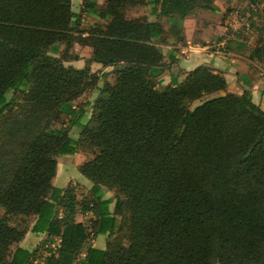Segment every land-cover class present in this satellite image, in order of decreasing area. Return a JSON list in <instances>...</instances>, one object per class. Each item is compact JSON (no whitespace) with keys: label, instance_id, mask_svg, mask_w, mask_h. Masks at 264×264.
Listing matches in <instances>:
<instances>
[{"label":"trees","instance_id":"obj_1","mask_svg":"<svg viewBox=\"0 0 264 264\" xmlns=\"http://www.w3.org/2000/svg\"><path fill=\"white\" fill-rule=\"evenodd\" d=\"M212 1L104 0L97 10L86 2L106 22L79 37L90 52L76 68L49 53L77 40L71 0H0V264H32L37 248L14 247L32 217L31 232L59 239L48 264L81 253V264H264V110L206 66L156 89L163 25L123 10L151 5L183 18ZM261 32L253 54L264 67V24ZM90 62L113 67V82L97 88L106 72L95 75ZM259 78L251 67L242 79ZM19 89V101L7 98ZM92 89L99 94L82 124L71 102ZM53 112L70 116L77 139L50 125ZM78 151L93 153L78 166L91 182L80 199L75 186L52 185L56 156ZM113 188L123 198L111 210L103 193ZM77 212L90 214L87 223ZM97 235L107 236L104 249L89 244Z\"/></svg>","mask_w":264,"mask_h":264},{"label":"crops","instance_id":"obj_2","mask_svg":"<svg viewBox=\"0 0 264 264\" xmlns=\"http://www.w3.org/2000/svg\"><path fill=\"white\" fill-rule=\"evenodd\" d=\"M236 2L237 0H213L211 3L212 9L196 8L183 18L157 16V14L151 13V5H145L148 6V11L145 14L147 19L151 22H160L164 29L163 41L159 43L163 54L162 67L160 72L152 77L156 89L160 90L169 84H178L194 68L206 66L225 78L226 91L240 95L246 90L250 93L252 102L264 110V67L253 54L257 42L254 40L253 45H250V39L244 40L237 36L239 32L235 34L231 32L233 27L240 24L242 25L241 32L243 29L248 28L249 32L250 30L252 32L254 21L260 19L256 15L251 16L247 21L243 17L236 18L234 10L227 8ZM262 14L264 22V13ZM261 24L259 25L261 26ZM253 35L255 39L258 36L256 33ZM88 57L89 55L84 58L79 56V58L70 62L66 61L65 65L82 68ZM88 66L92 73L100 71V76L111 69V67H104L96 62H90ZM251 67L258 71L260 78L254 83L246 84L242 78ZM100 79L102 78L100 77ZM71 106L76 110H83L80 122L82 124L86 123L92 113L93 103L85 102L84 107L79 109L75 107L73 102H71ZM63 117L70 118L69 115ZM67 126L68 135L73 139H77L80 128L74 125L70 119ZM77 153L56 156V173L52 179V185L58 189H63L71 184L75 186L76 190L78 186L85 190L84 196H87L91 182L79 173L78 166L90 157L84 156L83 159L76 161ZM71 164H73L72 167H70ZM105 195L106 193H103V197H106ZM77 198L80 199L78 196ZM89 216L88 213L77 212L74 219L76 222L86 223ZM33 221L34 217L29 222V228ZM29 228L14 247L18 246L31 251L43 243L58 244V238H47L46 232L34 233ZM104 236L106 235L91 237L89 244L92 247L104 249L107 240V236L103 238Z\"/></svg>","mask_w":264,"mask_h":264},{"label":"rangeland","instance_id":"obj_3","mask_svg":"<svg viewBox=\"0 0 264 264\" xmlns=\"http://www.w3.org/2000/svg\"><path fill=\"white\" fill-rule=\"evenodd\" d=\"M86 2L93 4V7L97 10L99 8H102V5L104 3V0H71V9L72 11L78 15L79 17V24L78 25H73L71 34L72 36L76 37L77 40H75L71 46L69 48H67L65 50V46L63 43H58L56 45L53 46V51L49 52L52 55L55 56H62L65 57L67 60V62H70L73 59H77L79 58V56H81L82 58L87 57V55H89L90 52V48L85 45L83 43V41L81 39H79V37H84L86 36V31L88 30V28L91 25H104L106 20L102 19L101 17H99L98 15H95L93 13H89L87 11H84L82 9L83 4H85ZM251 5H254L257 7V9L255 11H250V7ZM227 8H229V10H234V12L236 13V18L238 17H243L244 19L246 18V21L253 15H256L258 17V19H260L259 21H254L255 24L258 25H253L254 29L250 30L249 32V28L244 30L241 32H239V34L237 35L238 37L243 38L244 40H249L251 41L250 45H253V42L255 40V42H257V39L260 38V36L262 35L261 32V28L264 24L263 22V14L264 13V0H261L258 4H256V0H237L236 3H234L233 5H229ZM124 13L126 15V17L129 18H137V17H141V16H146V12L148 11V6L146 7L145 5H136L134 3H127L124 5ZM250 13L249 17L247 18V13ZM262 23V24H261ZM261 24V26L259 25ZM254 33H256L258 36L255 39V36L253 35ZM66 62H64L65 64ZM113 67H111V69H109V71L106 73V77L105 79H98L97 81V85L99 87H101L103 85V83L105 81L108 82H113L114 80V74L112 72ZM98 72V74H96ZM95 75L100 76V71H95L94 72ZM97 86V87H98ZM99 92L97 91V89H92V90H88L85 93H83L81 95L80 98H78L77 100L73 101V104L75 105V107L77 109L84 107L85 102H94V99L98 96ZM210 96H206L203 99H206ZM7 98L8 99H15V100H20L21 98V90H17L14 93H8L7 94ZM198 101H196L194 104H197ZM93 107V106H92ZM88 110V109H87ZM68 117H63L58 115L57 112H53L52 117H51V121H50V125H52L53 128L57 129V128H61V127H67L68 124ZM93 155V153H87V152H81L78 151L77 156L75 157L76 161H79L81 159H83V157H91ZM73 158V157H72ZM74 163V162H71ZM73 164L70 165V167H72ZM106 193V198H110L111 200V204H110V208L111 210L113 209L114 206V202L116 197L119 198H123L122 195L118 194L116 192V189H111ZM76 195L81 198L85 195V190H83V188L78 187L77 186V190H76ZM119 218V217H118ZM20 218L19 217H14L11 218V223L12 224H18L19 223ZM87 223V220H86ZM103 238H106V236H104ZM107 239V238H106ZM123 243L126 244V240L123 237ZM46 257H40L37 258L38 261L37 263H32V264H48L47 263V258L48 255H45Z\"/></svg>","mask_w":264,"mask_h":264},{"label":"built area","instance_id":"obj_4","mask_svg":"<svg viewBox=\"0 0 264 264\" xmlns=\"http://www.w3.org/2000/svg\"><path fill=\"white\" fill-rule=\"evenodd\" d=\"M261 0H256V4H258ZM257 9L256 6L251 5L250 7V11H255ZM247 18L249 17L250 13L248 12L247 14ZM235 16H238L235 14ZM246 21V18L244 19ZM242 25H238L237 27H233L232 28V33H238L242 30ZM57 245H54L52 243H45L41 246H39L36 251H35V258L32 261V263H37L38 259L40 257H46L45 255L47 254L48 256L55 250ZM84 254L81 253L77 258H75V260L71 263V264H81V259L83 258ZM37 257V258H36Z\"/></svg>","mask_w":264,"mask_h":264}]
</instances>
